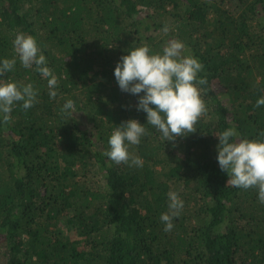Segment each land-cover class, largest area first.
Masks as SVG:
<instances>
[{
    "label": "trees",
    "instance_id": "obj_1",
    "mask_svg": "<svg viewBox=\"0 0 264 264\" xmlns=\"http://www.w3.org/2000/svg\"><path fill=\"white\" fill-rule=\"evenodd\" d=\"M21 32L59 78L55 98L19 61ZM172 39L204 66L207 111L175 141L146 125L130 147L143 167L116 164L104 155L115 126L147 124L116 64ZM13 57L4 79L32 83L37 101L0 122V264H264V203L257 188L227 184L216 135L264 132V0H0V59ZM68 99L73 115L61 112ZM169 190L184 207L165 231Z\"/></svg>",
    "mask_w": 264,
    "mask_h": 264
},
{
    "label": "clouds",
    "instance_id": "obj_2",
    "mask_svg": "<svg viewBox=\"0 0 264 264\" xmlns=\"http://www.w3.org/2000/svg\"><path fill=\"white\" fill-rule=\"evenodd\" d=\"M165 26L162 31L169 32ZM19 61L25 68L36 66L42 77H47L49 96H57L59 78L48 67L47 58L32 35L17 33L13 41ZM186 45L172 39L166 43L162 52L153 53L147 45L131 48L121 57L114 69L119 88L136 95L138 111L146 113L147 124L137 119H129L115 126L104 155L116 164L126 163L143 167V158L130 152L132 145H139L147 133L146 125H152L166 141L192 133L194 125L207 111L202 93L206 78L199 74L203 64L198 58L186 54ZM17 59H0V122L12 119L17 104L23 109L31 108L37 101V90L32 83L20 84L5 80L4 74L10 72ZM141 93H143L141 95ZM264 106V96L257 100V107ZM65 115L76 113L75 101L68 99L61 107ZM217 160L222 171L229 176L228 185L242 189L255 187L258 199L264 203V132L256 139L241 138L235 127L216 133ZM168 210L161 213L160 220L164 230L173 229V219L180 215L184 201L178 191L169 190Z\"/></svg>",
    "mask_w": 264,
    "mask_h": 264
},
{
    "label": "rangeland",
    "instance_id": "obj_3",
    "mask_svg": "<svg viewBox=\"0 0 264 264\" xmlns=\"http://www.w3.org/2000/svg\"><path fill=\"white\" fill-rule=\"evenodd\" d=\"M67 222H66V220H62V222H61V229L65 232V234L66 235H69V236H71V232L69 231V228L67 227V224H66ZM73 233V232H72Z\"/></svg>",
    "mask_w": 264,
    "mask_h": 264
}]
</instances>
